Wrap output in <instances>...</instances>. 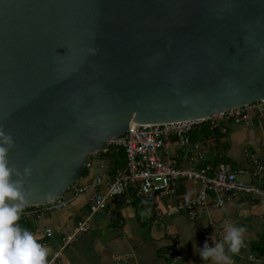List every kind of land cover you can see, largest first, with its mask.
I'll list each match as a JSON object with an SVG mask.
<instances>
[{"label": "water", "instance_id": "95a60500", "mask_svg": "<svg viewBox=\"0 0 264 264\" xmlns=\"http://www.w3.org/2000/svg\"><path fill=\"white\" fill-rule=\"evenodd\" d=\"M262 98L264 0H0V125L32 169L25 208L128 129Z\"/></svg>", "mask_w": 264, "mask_h": 264}, {"label": "crops", "instance_id": "0c3cea01", "mask_svg": "<svg viewBox=\"0 0 264 264\" xmlns=\"http://www.w3.org/2000/svg\"><path fill=\"white\" fill-rule=\"evenodd\" d=\"M216 132L219 134L210 133L196 140L208 163L226 162L234 169L247 168L250 163L248 153L255 154L264 163L261 147L264 127L256 123L253 128L231 126L226 134ZM118 153L114 149L109 153L111 156H91L88 175L78 182L88 188L64 208L45 212L38 218L21 216L18 224L26 229L31 227L29 231L46 248V263L60 245L61 238L88 216V200L92 193L105 190L104 185H94L95 178L101 173L113 178L123 167L124 157L116 163V169L109 166L110 157L114 158ZM182 163L179 160L183 166L186 161ZM100 164L107 167L100 170ZM247 177V182L252 181ZM254 184L264 188V177ZM198 189L197 181L179 180L176 194L168 198L144 201L125 194L108 200L105 210L90 219L89 231L62 251L58 264H168L167 251L172 236L178 239L182 249V259L177 264H207L197 250L202 232L208 231L212 244L219 242L225 235V223L246 228L244 246L239 253L230 254L229 264H264V257L251 250V246L261 245L264 239V197L238 195L220 208H215L209 199L204 212L198 209L200 214L191 220L185 211L178 209V204L183 198L194 196ZM46 230H51L50 237Z\"/></svg>", "mask_w": 264, "mask_h": 264}, {"label": "built area", "instance_id": "2783aa9c", "mask_svg": "<svg viewBox=\"0 0 264 264\" xmlns=\"http://www.w3.org/2000/svg\"><path fill=\"white\" fill-rule=\"evenodd\" d=\"M264 127V98L252 104L218 112L203 119H192L162 124L137 125L123 134L108 141L109 149H121L124 154V165L117 170L113 178L105 173L95 178L94 185H104L103 192L95 191L89 197V213L76 226L61 238L60 245L54 251L46 264H58L62 251L81 234L89 231L90 219L107 207L108 200L114 197L130 196L144 201L158 198H168L176 194L179 180H194L199 189L194 196L183 198L178 209L187 213L189 219H195L206 208V201L211 199L215 208H220L234 201L238 195H254L264 197V188L255 185L264 177V163L255 154L248 153L249 166L234 169L231 164L219 162L215 165L208 163L200 144L190 139V134L197 128L207 126L212 132L226 134L231 126L253 128L255 124ZM264 149V135L261 139ZM98 154V153H96ZM94 154V155H96ZM93 156V155H92ZM179 160L186 161L183 166ZM193 166H198L194 168ZM107 166L99 165L100 170ZM249 176L252 181H240V177ZM88 187L78 183L70 186L65 194L54 201L41 205L24 208L22 217H40L45 212L62 209L72 202L78 194ZM69 192V196H66ZM29 209V210H28ZM46 235H52L46 230ZM207 241L212 245L207 230L202 232L199 250ZM168 264H177L182 259V249L179 241L172 236L167 251Z\"/></svg>", "mask_w": 264, "mask_h": 264}, {"label": "clouds", "instance_id": "9594fccd", "mask_svg": "<svg viewBox=\"0 0 264 264\" xmlns=\"http://www.w3.org/2000/svg\"><path fill=\"white\" fill-rule=\"evenodd\" d=\"M14 147L13 136L0 125V264H46V248L18 224L31 195L25 188V178L31 176L32 169L25 167L21 173L11 162ZM223 229L221 241L211 246L205 241L199 250L207 264H229L230 254L239 253L244 246L245 227L225 223Z\"/></svg>", "mask_w": 264, "mask_h": 264}, {"label": "trees", "instance_id": "16d2710c", "mask_svg": "<svg viewBox=\"0 0 264 264\" xmlns=\"http://www.w3.org/2000/svg\"><path fill=\"white\" fill-rule=\"evenodd\" d=\"M199 131V132H198ZM210 133H216V134H219L217 133L216 131L212 132L208 129L207 126H202L200 128H197L196 130H194L193 132H191V136H190V139L193 140V141H196L198 139H201L200 136H208V134L210 135ZM202 137V138H203ZM114 150V149H108L106 152H100L98 153V155L102 156V157H105V156H111L109 153ZM119 151L118 155H116V157L114 158H111L110 157V162H109V166L112 167L113 169H116L117 166H116V163H119L120 162V158H123L124 157V154H123V151L121 149H117ZM118 156V157H117ZM92 160V158H91ZM90 160V162H91ZM91 165V163H89V166ZM89 166L85 167L82 172H81V176H80V179L81 178H84L88 175V169H89ZM180 188V187H179ZM178 188V189H179ZM135 200H141V199H135ZM30 228H28V230H30ZM251 250L255 253H257L259 256L261 257H264V239L262 241V244L261 245H257V246H251Z\"/></svg>", "mask_w": 264, "mask_h": 264}, {"label": "rangeland", "instance_id": "374dc122", "mask_svg": "<svg viewBox=\"0 0 264 264\" xmlns=\"http://www.w3.org/2000/svg\"><path fill=\"white\" fill-rule=\"evenodd\" d=\"M239 179H240V181H243V182H247L249 180V178L247 176L240 177Z\"/></svg>", "mask_w": 264, "mask_h": 264}]
</instances>
